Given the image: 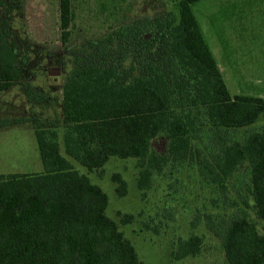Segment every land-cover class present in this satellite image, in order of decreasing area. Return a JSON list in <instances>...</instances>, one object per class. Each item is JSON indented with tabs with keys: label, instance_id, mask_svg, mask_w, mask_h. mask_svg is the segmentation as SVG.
Returning <instances> with one entry per match:
<instances>
[{
	"label": "trees",
	"instance_id": "obj_1",
	"mask_svg": "<svg viewBox=\"0 0 264 264\" xmlns=\"http://www.w3.org/2000/svg\"><path fill=\"white\" fill-rule=\"evenodd\" d=\"M176 1V11L90 42L91 55L78 58L65 77L61 119L0 118V129L31 124L44 167L0 174V264H140L133 243L106 214L107 194L69 160L100 172L113 157L138 161L143 193L167 167L196 170L212 190L204 205L212 213L200 215L226 263L264 264V235L248 213L252 202L264 221V127L233 134L264 117V99L230 94L192 9L202 0ZM59 9L67 43L72 0H59ZM26 63L0 21V94L21 82ZM25 94L29 103L41 100L33 90ZM159 137L167 139L164 153L153 146ZM243 169L245 178L236 182ZM113 181L124 197L126 182L120 175ZM135 220L123 215L121 223ZM202 241L195 234L179 238L174 257L198 256Z\"/></svg>",
	"mask_w": 264,
	"mask_h": 264
},
{
	"label": "rangeland",
	"instance_id": "obj_2",
	"mask_svg": "<svg viewBox=\"0 0 264 264\" xmlns=\"http://www.w3.org/2000/svg\"><path fill=\"white\" fill-rule=\"evenodd\" d=\"M175 2L72 0L71 35L67 43H62L59 0H0V21L6 22L10 39L27 56L21 82L0 94V118L38 117L43 124L61 119L65 77L78 58L91 55L90 42L105 39L121 26L176 11ZM192 9L230 94L264 99V0H202ZM55 67L60 68L57 81L48 74ZM25 90H33L41 100L29 103ZM263 127L261 117L252 127L233 134L242 137ZM166 143L167 139L159 137L153 146L164 153ZM61 153L66 157L63 148ZM69 160L80 174L107 194L106 214L133 243L140 264H227L219 239L200 215L201 209L202 215L212 213L204 208L212 190L199 183L196 170L167 167L161 175H155L150 189L143 193L138 189L140 169L135 159L113 157L100 172H90ZM43 171L31 124L1 128L0 174ZM115 175L126 182L124 197L117 194ZM241 176L245 178L244 169L234 180L238 182ZM248 213L250 221L264 235V221L256 216L252 202ZM123 215H133L136 220L123 225ZM194 234L203 240L201 253L177 260L173 255L177 241Z\"/></svg>",
	"mask_w": 264,
	"mask_h": 264
},
{
	"label": "water",
	"instance_id": "obj_3",
	"mask_svg": "<svg viewBox=\"0 0 264 264\" xmlns=\"http://www.w3.org/2000/svg\"><path fill=\"white\" fill-rule=\"evenodd\" d=\"M48 74L54 77L55 81H57L58 76H60V68L55 67L48 70Z\"/></svg>",
	"mask_w": 264,
	"mask_h": 264
}]
</instances>
